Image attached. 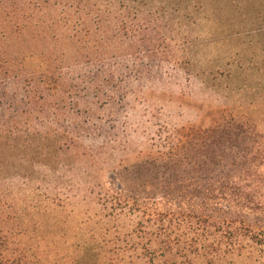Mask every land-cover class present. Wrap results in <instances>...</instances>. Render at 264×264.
I'll return each instance as SVG.
<instances>
[{
	"label": "trees",
	"instance_id": "1",
	"mask_svg": "<svg viewBox=\"0 0 264 264\" xmlns=\"http://www.w3.org/2000/svg\"><path fill=\"white\" fill-rule=\"evenodd\" d=\"M203 20L204 0H0V182L72 169L94 103L122 104L131 83L164 80ZM225 114L160 126L148 156L107 183L109 217L135 219V248L151 262L220 257L246 242L264 249V104ZM32 257L0 233V264H43ZM107 260L89 248L73 264Z\"/></svg>",
	"mask_w": 264,
	"mask_h": 264
},
{
	"label": "rangeland",
	"instance_id": "2",
	"mask_svg": "<svg viewBox=\"0 0 264 264\" xmlns=\"http://www.w3.org/2000/svg\"><path fill=\"white\" fill-rule=\"evenodd\" d=\"M204 8L209 20L190 27L176 54L183 63L164 66V80L131 83L122 104L94 103L96 123L72 169L42 167L30 182H0V233L13 246L43 264H73L89 248L103 251L106 264H264V249L248 242L220 257L151 262L135 248V219H111L106 208L110 178L148 156L160 126H208L234 105L264 104V0H204ZM88 118L79 120L92 126Z\"/></svg>",
	"mask_w": 264,
	"mask_h": 264
}]
</instances>
